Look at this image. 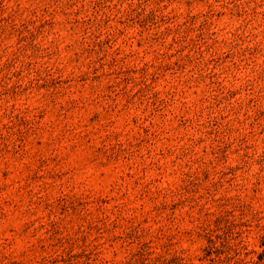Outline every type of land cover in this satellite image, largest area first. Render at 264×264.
<instances>
[{
    "label": "rangeland",
    "instance_id": "rangeland-1",
    "mask_svg": "<svg viewBox=\"0 0 264 264\" xmlns=\"http://www.w3.org/2000/svg\"><path fill=\"white\" fill-rule=\"evenodd\" d=\"M0 264H264V0H0Z\"/></svg>",
    "mask_w": 264,
    "mask_h": 264
}]
</instances>
